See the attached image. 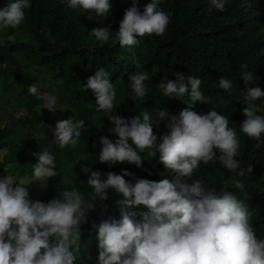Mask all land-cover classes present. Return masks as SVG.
I'll list each match as a JSON object with an SVG mask.
<instances>
[{
    "label": "trees",
    "instance_id": "trees-1",
    "mask_svg": "<svg viewBox=\"0 0 264 264\" xmlns=\"http://www.w3.org/2000/svg\"><path fill=\"white\" fill-rule=\"evenodd\" d=\"M14 0H0V9ZM143 12L150 0H136ZM67 0H30L31 8L25 10V19L16 28L0 30V106L19 109L20 114L8 125L0 119V178L11 175L17 182L33 176V166L38 157L33 153L49 151L55 158L56 177L47 180L39 195L26 187L33 201L47 203L58 198L63 190L73 188L88 198L94 190L87 184L91 171H99L101 179L107 172L123 175V170L135 178L159 181L172 180L173 173L159 162V154L149 157L147 150L140 153L143 168L128 162L101 163L100 136L115 141L114 127L108 115L98 111L96 97L84 87L89 76L99 68L109 73V82L116 91L115 107L111 115L130 119L142 111L153 118V131L159 137L170 131L168 117L156 122L159 110L169 115H179L188 107L189 97H166L158 84L164 76L175 80L174 73L201 79L200 90L205 102L197 101L192 110L207 113L215 109L229 118V127L237 131L240 148L235 157L241 168L251 166L244 176L225 169L218 159L209 164L200 163L193 177L204 186L217 192L225 188L236 195L250 212V220L257 238L264 239V135L258 142L240 131L246 118L242 109L247 105L248 87L264 77V0H226L225 10L219 11L210 0H160L158 7L170 14V23L163 36L155 34L137 37L139 44L121 47L113 43L119 22L132 0H110L111 10L106 17L94 11L66 7ZM107 27L110 40L102 42L91 35L95 27ZM9 37L13 39L9 40ZM241 65L252 72L254 79L245 83ZM13 69L8 77L4 68ZM153 69H158L153 73ZM147 72V95L142 101L130 86L129 76ZM224 77L233 82L230 91L220 88L218 80ZM60 83L64 89L62 102L53 110L43 108L44 101L28 93V86L38 85L40 93L46 84ZM264 115V98L255 101ZM83 120L84 127L76 145L61 148L53 134L58 120ZM131 143V141H129ZM133 147H135L133 145ZM217 155L219 153L217 152ZM87 165L89 172L81 169ZM126 180L135 183L132 176ZM233 179L241 180L243 189L230 187ZM69 181L71 183H69ZM120 195L108 189V199L97 200L95 210L87 212V220L80 225L79 253L75 264H99L98 225L101 221L121 218L120 208L134 212L136 221L148 208L118 206Z\"/></svg>",
    "mask_w": 264,
    "mask_h": 264
},
{
    "label": "clouds",
    "instance_id": "clouds-1",
    "mask_svg": "<svg viewBox=\"0 0 264 264\" xmlns=\"http://www.w3.org/2000/svg\"><path fill=\"white\" fill-rule=\"evenodd\" d=\"M160 0H150L143 12L136 0L125 9L113 43L121 47L139 44L137 37L155 34L163 36L170 23V14L161 10ZM219 11L225 10L226 0H210ZM66 7L94 11L106 17L110 0H67ZM30 0H14L0 9V30L18 28L30 9ZM97 40L108 42L110 30L95 27L91 30ZM13 37H9V40ZM245 83L254 79L252 72L241 65ZM158 69H153V73ZM175 80L164 76L158 87L166 97H189L188 107L179 115H169L159 110L156 122L168 117L170 131L158 137L153 131V118L148 111L125 119L111 115L115 107L116 91L109 82V73L99 68L89 76L84 86L96 97L98 111L108 115L114 127L115 141L100 136L101 163L128 162L143 168L140 153L147 150L149 157L159 154V162L173 173L172 180L159 181L135 178L123 170V175L107 172L101 179L99 171H91L87 184L94 190L88 198L79 190H63L58 198L47 203L30 197L24 181L17 182L11 175L0 178V264H75L79 253L80 225L87 220V212L95 210L97 200L108 199V189L120 195L118 206H147L142 219L136 221L134 212L120 208L121 218L101 221L98 225L99 264H264V239L257 238L250 220V212L233 193L222 188L204 186L200 179L191 183L201 162L209 164L218 159L220 164L237 176L251 172V166L241 168L235 157L240 148L237 131L229 127V118L215 109L197 113L192 105L205 102L198 77L174 73ZM257 83L264 85V77L257 76ZM147 72L129 76L130 86L142 101L147 95ZM221 89L230 91L233 82L224 77L218 80ZM28 93L44 101L43 108L53 111L57 96L40 93L37 84L28 86ZM264 98L259 86L248 87L245 94L246 117L239 125L240 131L258 142L264 135V115L257 100ZM260 113H263L260 111ZM83 120H58L53 134L61 148L76 145L84 127ZM131 141V143H129ZM133 145L135 147H133ZM217 152L219 155H217ZM38 162L33 166V182L43 188L47 180L56 177L55 158L47 150L33 153ZM89 172L87 165L81 169ZM132 176L135 183L126 180ZM69 183H71L69 181ZM230 187L243 189L241 180L233 179Z\"/></svg>",
    "mask_w": 264,
    "mask_h": 264
},
{
    "label": "rangeland",
    "instance_id": "rangeland-1",
    "mask_svg": "<svg viewBox=\"0 0 264 264\" xmlns=\"http://www.w3.org/2000/svg\"><path fill=\"white\" fill-rule=\"evenodd\" d=\"M4 71L8 77H12L13 69L11 67L4 68ZM44 92L48 94H53L57 96V102L56 107L62 102L63 95H64V89L60 85V83H55L53 85L46 84L44 86ZM55 107V108H56ZM20 114L19 109L16 108H5L0 106V119L4 121V123L11 125V123L15 120V118ZM3 152L0 151V158L2 156ZM19 181H24L25 183H30L28 185H25V187H32L34 194L39 195L43 192L45 187H41L39 185V182H33V176L32 177H25Z\"/></svg>",
    "mask_w": 264,
    "mask_h": 264
}]
</instances>
